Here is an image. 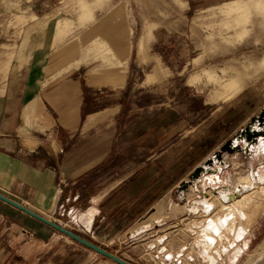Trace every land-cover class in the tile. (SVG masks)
Instances as JSON below:
<instances>
[{"label": "rangeland", "instance_id": "rangeland-1", "mask_svg": "<svg viewBox=\"0 0 264 264\" xmlns=\"http://www.w3.org/2000/svg\"><path fill=\"white\" fill-rule=\"evenodd\" d=\"M185 8L186 0H0V37L7 38L4 47L11 48L6 53L7 61L1 60L0 80L7 78L6 70L11 68L10 61L19 46H30L36 52L29 77L34 92H28L32 96L38 88L78 67L122 80L124 73L115 74V67L125 66L132 41H137V50L153 48L154 60L163 70L162 82L128 90L123 102L125 114L136 117L140 128L163 108L174 107L185 113L189 124L202 121L203 126L195 130L193 139L187 137L191 129L187 128L178 137L189 143L174 153L175 145L171 148V158L176 162L169 174L177 186L166 206L156 205L152 215L139 222L140 228L150 231L138 235L129 232L111 242L109 248L102 247L133 264H171L169 255V260L163 255L181 249L172 264H211L208 255L215 259L212 264H264V183L254 184L251 178L247 182V176L259 165L252 159L255 149L221 153V159L227 162L220 179H229L232 186L245 181L253 187L243 200L225 206L245 213L244 221L237 215L236 223L247 233L242 241L233 243L242 246L235 261L230 256L237 247L226 254L218 252L217 244L206 254L199 232L207 216L223 209L219 199L210 194L214 213L209 215L205 212L212 208L199 204L201 192L206 190L201 177L197 179L199 185L188 183L185 190L179 188L181 182H176L179 177L188 181L194 168L209 158L219 161L216 152L228 140L235 144L234 136L240 128L253 123L264 126L257 118L251 123L264 108V0H228L198 12H185ZM155 29L167 40L155 43ZM31 33L34 40L29 39ZM260 136L264 137L255 135L238 141L241 147L242 142L255 147ZM172 141L177 143V139ZM225 207L212 217L224 213ZM81 218L83 222L89 220L88 216ZM52 219L72 229L66 219L59 220L57 215ZM52 232L56 239L72 240L56 230ZM19 234L26 239L33 237L24 229ZM231 240V235L225 236L223 244ZM90 256L93 264H117L94 251Z\"/></svg>", "mask_w": 264, "mask_h": 264}, {"label": "crops", "instance_id": "crops-1", "mask_svg": "<svg viewBox=\"0 0 264 264\" xmlns=\"http://www.w3.org/2000/svg\"><path fill=\"white\" fill-rule=\"evenodd\" d=\"M226 1L186 0L185 12L207 10ZM158 31L154 30L153 41H166ZM34 37L29 35L31 40ZM4 40L8 39L0 37V67L11 50L4 47ZM19 47L6 70L7 78L0 80V193L51 220L59 205L74 207L79 217H89L86 222L94 232L92 237L81 236L106 248L129 232L150 231L140 228L139 222L156 205L166 206L177 186L169 174L176 162L171 148L175 145L174 153L189 143L178 137L187 128H191L187 137L193 139L195 130L203 126L202 121L189 124L185 113L174 107L163 108L140 128L136 117L125 114L128 90L162 82L163 70L154 60L153 48L137 50V41H132L125 66L115 67V74L124 73L122 80L78 67L38 88L33 99L28 91L33 90L29 77L36 52L30 46ZM28 101L32 103L27 107ZM226 162L212 166L222 169ZM254 170L247 182L255 179ZM218 191L214 195L225 207ZM210 194V189L203 190L199 199L202 207L212 208L205 212L209 215L214 213ZM21 229L33 237H22ZM53 230L0 199V264H93L92 250L74 240L56 239ZM179 253L174 252L173 259ZM164 256L169 260L168 254Z\"/></svg>", "mask_w": 264, "mask_h": 264}, {"label": "bare ground", "instance_id": "bare-ground-1", "mask_svg": "<svg viewBox=\"0 0 264 264\" xmlns=\"http://www.w3.org/2000/svg\"><path fill=\"white\" fill-rule=\"evenodd\" d=\"M255 131L258 132L257 135H264V126L263 128H260L257 126V123L256 124L253 123V125H251L250 127V131H247L246 134L244 132L242 136L240 135V130H239L238 133L234 136L235 144H237L239 142L238 140H240L241 138L246 137L247 133L251 135L254 134ZM257 138H258V142H256L255 145L256 148L251 143L242 142V147L240 150L245 152H249V151L252 152V150L255 149V151L252 154V159L257 161V163L259 162L258 163L259 165L257 169L254 170L255 179L253 181L254 184L255 183L263 184L264 183V137L260 136ZM232 149L239 150L236 147H232ZM214 161L216 163L215 159ZM214 168L220 172L223 169V168L221 169V166L220 167L214 166ZM214 168L212 165H206L205 166L206 172L202 173L200 177L203 187L206 188L207 190L210 189V191L213 192L214 194H217V191L220 190L218 191V193L220 195L219 198L221 199L222 202L226 204L231 203L253 189V187H251L252 185L251 183L243 184V186L237 185L235 188H233V186L228 183L229 180H227L226 178L220 179V176L216 173ZM194 182L195 181H193V183ZM238 194H240V196ZM241 204L244 207L246 206L245 202H241ZM225 210L226 211L224 213L220 215H216L215 217H212L207 221L203 222L202 225L200 226L199 232L205 243L204 251L206 252V254L214 245L217 244H219L218 247H220L219 248L220 251L218 252L226 253V254L229 253L230 251H233L237 247L230 256V259L233 261L235 257L238 255V253H240V249L242 247V246L238 247L237 245L235 246L233 243H235L236 241L237 242L242 241L247 233V229L242 225L243 223H240L242 225L240 227L239 224L236 223L237 215L241 219V221H244L245 213L243 211H238L236 208H231L230 205L228 207H225ZM229 235L232 236V240L229 241L226 245H224L223 242L225 236L229 237ZM168 255H169L168 258L170 259L172 264L174 258L173 253H168ZM208 257L210 258L209 261L212 264L215 259H213V256L211 255H208Z\"/></svg>", "mask_w": 264, "mask_h": 264}, {"label": "water", "instance_id": "water-1", "mask_svg": "<svg viewBox=\"0 0 264 264\" xmlns=\"http://www.w3.org/2000/svg\"><path fill=\"white\" fill-rule=\"evenodd\" d=\"M256 118L261 123L264 122V108L258 116L253 117L251 119V123H253ZM247 131H250V125H247L242 130H240V135L242 136V134H244V132L246 134ZM257 133H258L257 131H255L254 134H251V135H249L247 133L246 139L250 140L251 137L257 135ZM239 141H241V140H239ZM232 147H236L239 150L241 149V145L239 144V142L237 144H232V141L228 140L225 143V145L222 146L220 148V150L216 152L215 158L222 162L221 153L225 150H227L228 152L233 151ZM213 163H214V158H209L208 160H206L204 162V165L197 166L193 170V172L189 175V180L181 182L179 188L185 190L187 188L188 183L191 184L193 181L197 180L202 175V173L206 172V169H205L206 165H213ZM0 199L5 201L6 203L10 204L11 206L17 208L18 210L26 213L27 215L35 218L36 220L50 226L51 228L60 232L61 234L66 235L67 237H69L72 240H74L75 242L83 245L84 247L94 251L95 253H97L99 255L105 256L106 258L112 260L113 262H115L117 264H133L130 261H127V260L119 257L118 255L108 251L107 249L103 248L99 244L81 236L77 232H75L71 229H68L65 226H63V225H61V224H59V223H57V222H55L49 218L44 217L43 215L33 211L32 209L16 202L15 200H13V199H11V198H9V197L1 194V193H0Z\"/></svg>", "mask_w": 264, "mask_h": 264}, {"label": "built area", "instance_id": "built-area-1", "mask_svg": "<svg viewBox=\"0 0 264 264\" xmlns=\"http://www.w3.org/2000/svg\"><path fill=\"white\" fill-rule=\"evenodd\" d=\"M57 217L60 219H66V222L71 224L72 229H76L75 231L78 234H82L85 236L92 237L93 236V230L91 226L87 222L82 223V221L79 219V213L77 212V209L74 207H66L64 204L59 205V207L56 210ZM63 226H66L67 224H62Z\"/></svg>", "mask_w": 264, "mask_h": 264}]
</instances>
